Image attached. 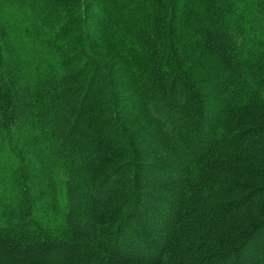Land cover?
Here are the masks:
<instances>
[{"label":"trees","instance_id":"1","mask_svg":"<svg viewBox=\"0 0 264 264\" xmlns=\"http://www.w3.org/2000/svg\"><path fill=\"white\" fill-rule=\"evenodd\" d=\"M8 7L0 264H88L32 261L76 245L111 260L92 264H264V0ZM232 164L254 180L224 178L220 196L208 168ZM171 224L185 253H161Z\"/></svg>","mask_w":264,"mask_h":264},{"label":"rangeland","instance_id":"2","mask_svg":"<svg viewBox=\"0 0 264 264\" xmlns=\"http://www.w3.org/2000/svg\"><path fill=\"white\" fill-rule=\"evenodd\" d=\"M0 3L3 5V7L9 8L8 5L13 4L14 0H0ZM9 13L12 14L14 12L13 11H9ZM138 17L141 18V20H142V16H138ZM146 20L150 21V18L147 17ZM137 22H140V20L138 19V21H137V19H136L133 25L135 26V24ZM139 24L142 25V22H140ZM175 33H176V30H175ZM138 38L144 40V37L142 35L138 36ZM152 40H151V38H150V40H146V42H147L146 44L149 46V44L152 43ZM223 82H224V80L220 81L219 83H217L216 88L217 89L218 88L219 89L222 88L221 90L224 91V87L225 86H224ZM231 86H232V83H231ZM261 135L264 138V132H261ZM257 149L262 153L261 150H263V148L257 147ZM5 151L7 152V150H5ZM6 157H9L7 153L4 155L3 153L0 152V173L4 169L9 168L8 165H7L8 164L7 161H9V158H7L8 159L7 160V159H5ZM9 164H10V162H9ZM217 167H218V169L220 168L219 169L220 171L215 172L216 171L215 170L216 166H215L213 169L208 168V171H209L208 174H209V177H213V179H216L218 181V182L215 183V182H213V180H210V183H211L212 187H216L217 190H215V189L214 190L217 192L216 194H219L220 196H224V191H223L224 189L219 187L220 184L222 183V181H224V178H236V177L239 178L240 177L241 180H244V181H252V180H254V179L251 178L249 173L245 172V174H244V172L242 170V167L239 164L227 165V166H225V168H224V166H222V167L221 166H217ZM236 173L242 174L243 176L242 175H236ZM4 179H5V176L1 177V174H0V185H2V186L5 185ZM201 199L202 200L204 199L206 202L210 201L209 200L210 198H206L204 196H202ZM178 206H176L177 208L176 207L172 208V213H171V215H172L171 217L173 219L172 221H175L176 223L178 221L180 223L179 212L182 213V210L178 211ZM246 208L239 209L238 212L236 211L234 213L235 216L233 215L234 217L232 219H235V220L237 219L238 221H240L241 216L243 217L242 212L244 213V215H246ZM197 209H199V208L196 207V210ZM193 214H195V213H193ZM59 220L61 221V219H59ZM59 220H56V219H53V218H44V221L47 222V224L51 225V226H53L55 224H58ZM179 223H177V224H179ZM171 225L173 226V228L171 230V234L168 237V240H167L166 244H164L161 253L172 252L174 250L175 251L179 250L181 253H183V252L185 253V249L187 247V239H189V238L191 239V237L183 236L181 228L180 229L176 228L175 227L176 225H173V224H171ZM227 227H229V225H225V224L221 225V223H220V227H218V229L221 230V228L225 229ZM216 228H217V226H216ZM67 247L61 248L62 250H60V249H52V248H55V247H52V248H48L45 252L37 251L35 254H38L40 256L33 257L32 261H41L40 258H44L45 254L46 255L47 254H51L50 257H52V255H53V257L56 256L53 259L54 261H70V263L74 262V261H80V262L81 261H86V262L89 261L88 264H92L90 262H94L95 261V263H96V261H102L103 263H107L106 261H111V260L105 259V257L104 258L101 257V256L98 257V254H96V255L92 254L91 255L92 252L91 251H87V248L84 245L67 246ZM2 256H4V253L0 249V257H2ZM109 264H112V263L110 262ZM113 264H114V262H113Z\"/></svg>","mask_w":264,"mask_h":264}]
</instances>
